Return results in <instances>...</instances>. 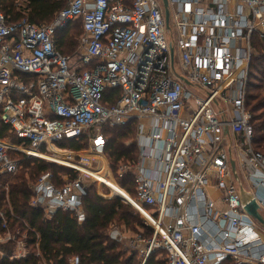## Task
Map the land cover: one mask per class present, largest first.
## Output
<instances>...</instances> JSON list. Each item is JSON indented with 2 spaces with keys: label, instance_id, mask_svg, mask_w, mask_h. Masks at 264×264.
Here are the masks:
<instances>
[{
  "label": "built area",
  "instance_id": "1",
  "mask_svg": "<svg viewBox=\"0 0 264 264\" xmlns=\"http://www.w3.org/2000/svg\"><path fill=\"white\" fill-rule=\"evenodd\" d=\"M168 1L177 40L158 0H69L42 26L8 23L0 9V126L23 142L0 139V175L17 174L12 151L61 165L43 159L58 155L89 175L77 166L108 159L105 131L134 124L138 160L120 161L118 177L133 175L134 197L120 187L153 236L131 239L129 255L142 264L158 251L165 264H264V228L245 210L256 201L264 214V155L253 147L247 108L258 46L264 54V0ZM78 21L74 66L56 36ZM109 90L120 95L107 101ZM61 180L39 177L30 209L47 220L69 212L83 224L82 177ZM11 223L0 208V247L12 248L0 250L2 261L28 264L32 256L30 264H43L39 232ZM121 230L111 238L124 243Z\"/></svg>",
  "mask_w": 264,
  "mask_h": 264
},
{
  "label": "trees",
  "instance_id": "2",
  "mask_svg": "<svg viewBox=\"0 0 264 264\" xmlns=\"http://www.w3.org/2000/svg\"><path fill=\"white\" fill-rule=\"evenodd\" d=\"M68 2L69 0H0V9L8 23L27 19L34 25L42 26L50 23ZM79 22L57 33L56 44L58 50L64 55L74 57L78 53V39L82 29L78 32L75 26ZM80 26L82 28L81 22ZM261 49L262 47L258 46L259 54L251 62L247 108L253 117V147L264 155V54L260 53ZM116 95H120L118 90H109L106 92L105 100H111ZM136 132L134 124L105 131L108 139L106 151L114 167L123 159H132L138 153L137 147L127 146L126 143ZM9 137L14 144H23L22 140L10 133L8 126L1 125L0 139ZM26 145L29 146V144ZM70 146L76 151L85 147L77 143H72ZM19 161L22 168L17 174L0 175V208L12 219L13 230H28L26 227L28 224L39 232L40 250L49 264L52 262L66 264L73 256L81 257L84 264H139L138 257L127 255L121 249V243L111 238V231L121 230L123 226L134 230L139 227L138 232L140 228L145 229L149 235L153 233L152 228L146 226L138 212L136 213L130 205L117 198L104 199L94 190L89 189L83 199V209L86 214L83 224H79L76 218L64 211H58L52 220H47L42 212H33L30 209L33 197L32 184L43 174L52 173L57 184L61 186L64 182L59 177V172H67L71 180L77 178L78 172L60 168L42 160L29 159L25 155ZM102 182L108 183L113 193L121 194L120 197L127 199V195L118 186H113L112 181L106 179ZM120 186L131 196H135L132 174L122 179ZM12 213L17 217H12ZM35 244L36 240L28 242L32 254L36 251ZM7 249L8 252L12 251V248ZM156 259L154 255L146 264H165L164 257L158 261ZM30 263H33L32 256L28 264ZM230 263L232 262L227 264ZM5 264L9 263L5 262Z\"/></svg>",
  "mask_w": 264,
  "mask_h": 264
},
{
  "label": "rangeland",
  "instance_id": "3",
  "mask_svg": "<svg viewBox=\"0 0 264 264\" xmlns=\"http://www.w3.org/2000/svg\"><path fill=\"white\" fill-rule=\"evenodd\" d=\"M160 3H161V1L160 0H158ZM170 24H171V28H172V33H173V35H174V37H175V40H177V36H178V33H177V30H176V28H175V26H174V22H173V17L171 16L170 17ZM76 28H77V31L79 32H81V26H80V22L79 23H77L76 24V26H75ZM167 37H168V39L170 40L171 39V32L167 29ZM72 60H73V63H72V65H74V66H78V63H77V61H78V55L76 54L74 57H72ZM137 132L135 133V134H133V137H132V139H130V140H128V141H126V143H127V146H134L135 148L137 147ZM8 142L9 143H12V144H14L12 141H11V138L9 137L8 139ZM15 145V144H14ZM84 149H87V147H85ZM138 154L139 153H137V154H135L134 155V157L131 159V158H128V159H123L122 161L125 163V162H129V163H131L132 165H134V164H136V162H137V160H138ZM26 156V154H24V153H22V152H16V151H12L11 152V157H13V158H15V159H17V160H21V158L23 157V156ZM98 157L97 158H93L92 160H93V162L91 163V166H92V168L93 169H91V171H93V172H101L102 170H104V169H106V168H103V167H106V165H104L102 162H105L106 164H107V160H108V170H109V172H110V174H111V177L112 178H114L117 182H118V184H115L116 186H118L120 189H122L121 187H120V181H122V179H119V177H118V173H119V166H120V164H118L116 167H114V165L112 164V161H111V158H110V156H109V153L107 152V154H106V156H107V160L105 159V157H103L102 155H97ZM54 157H56V155L54 156ZM54 157H50L49 159L51 160L52 158L54 159ZM59 158H61L60 156H58ZM27 158H29V159H36V158H30V157H27ZM52 159V160H53ZM41 160V159H40ZM54 160H56V159H54ZM65 160H67V159H65ZM44 161V160H43ZM70 161V160H69ZM46 162V161H45ZM47 163H49V164H51V165H55V166H57V167H60V168H64V169H68V170H71V171H76V170H73V169H71V168H68V167H73L72 165H76V164H74L73 162L72 163H70L69 165L68 164H66V163H61V165L60 164H55V163H52V162H49V161H47ZM123 164V163H122ZM64 165V166H63ZM65 166H67V167H65ZM22 168V167H21ZM20 167H19V170L21 169ZM103 168V169H102ZM82 169V168H81ZM85 169H88V168H85ZM95 169V170H94ZM100 170V171H99ZM27 171H29V169H27ZM83 171V170H82ZM65 171H63V172H59V177L60 178H68V180H70L71 178H70V175H68V173L66 172V173H64ZM83 172H85V171H83ZM86 173V172H85ZM89 175H86V174H82V173H80L79 171H78V176H80V177H82V181H83V184H84V187L87 189V191H89V189H92V190H94L100 197H102V198H104V199H116V197H120V195L121 194H115V193H113V191H112V189H111V187H110V185L109 184H102L101 182H99L98 181V177H96V176H94V175H92V173H88ZM91 175V176H90ZM109 175V174H108ZM77 176V177H78ZM28 177V176H27ZM109 177H110V175H109ZM29 178V177H28ZM108 178V177H107ZM38 180V179H37ZM37 180L36 181H34V183H36L37 182ZM109 181H111V179H109ZM110 188V189H109ZM123 193H125L124 191H123ZM126 194V193H125ZM127 195V194H126ZM117 199H120V200H122L124 203H126V204H128V205H130L124 198L123 199H121V198H117ZM127 199L128 200H132V198L129 196V195H127ZM131 207H132V205H130ZM133 208V207H132ZM133 210L134 211H136L134 208H133ZM136 213H137V211H136ZM138 215H139V217L145 222V224L147 223L146 222V220L141 216V214L138 212L137 213ZM146 226H148L147 224H146ZM112 227V226H111ZM110 227V228H111ZM148 227H150V226H148ZM139 228V227H138ZM138 228L136 227V230H134V229H129V228H126V227H121V231H122V233H123V235H124V237H125V241H124V243H121L120 244V247H121V249L122 250H124L125 252H126V254L127 255H129L130 254V251H131V248H130V242H131V239H133L134 237H137L138 235H142L143 236V238H146V239H150L152 236H153V233L152 234H148V233H146L145 231V229H142V228H140L139 230V232H138ZM151 228V227H150ZM10 248H11V246H9ZM5 248V247H4ZM0 250L2 251V252H7V249L5 248V249H3V247H0ZM36 250V249H35ZM31 251V250H30ZM8 253H10V252H8ZM31 253H33V252H31ZM154 255H156V257H157V259H156V261H158V259L160 260V259H162V257H165L164 256V254H163V252L162 251H158V252H156ZM153 255V256H154ZM125 257H126V255H125ZM151 259V258H150ZM149 259V260H150ZM148 260V261H149ZM5 262L6 261H2V258H0V264H5ZM43 264H49L46 260H45V258L43 259ZM51 264H54L53 262L51 263ZM139 264H142V260H140V262H139ZM230 264H232V263H230Z\"/></svg>",
  "mask_w": 264,
  "mask_h": 264
},
{
  "label": "water",
  "instance_id": "4",
  "mask_svg": "<svg viewBox=\"0 0 264 264\" xmlns=\"http://www.w3.org/2000/svg\"><path fill=\"white\" fill-rule=\"evenodd\" d=\"M163 3V8L165 11V18H166V23H167V28H169V23H170V10H169V1L168 0H161ZM233 166V170L235 173V176H237V172H236V167H235V163H232ZM116 198H121L122 197H116ZM246 212L248 213L249 216H251L255 221H257V223L264 228V214L261 211V207L257 204L256 201H252L251 203H249L246 208H245Z\"/></svg>",
  "mask_w": 264,
  "mask_h": 264
},
{
  "label": "bare ground",
  "instance_id": "5",
  "mask_svg": "<svg viewBox=\"0 0 264 264\" xmlns=\"http://www.w3.org/2000/svg\"><path fill=\"white\" fill-rule=\"evenodd\" d=\"M34 153V152H33ZM41 154H39V153H37V154H35V156H37V157H39ZM54 157V156H53ZM50 157L48 156H46L45 158H43V159H48V160H50L49 159ZM53 159V158H52ZM50 160V161H54V159H56V160H58L60 163H66V164H70V163H72V161H69V160H65V159H62V158H59L58 157V155H56V157H54V159L53 160ZM103 164L104 165H106V167H103V168H106V169H104V170H102L101 172H93V171H91V167H84V166H82V165H78L77 167L82 171H85L86 173H92V175H94V176H96V177H98V181L99 182H101L102 184H108V183H103L102 181L103 180H106V179H111V181H112V185L113 186H115L116 187V185L115 184H117V183H115L114 182V180L111 178V176L109 177V175H110V172H109V170L107 169L108 168V163L106 164L105 162H103ZM72 166H74V165H72ZM82 168V169H81ZM85 168H88V169H85ZM102 168V169H103ZM109 174V175H108ZM108 177V178H107ZM123 190V189H122ZM124 191V190H123ZM125 193H126V191H124ZM127 194V193H126ZM128 195V194H127Z\"/></svg>",
  "mask_w": 264,
  "mask_h": 264
},
{
  "label": "crops",
  "instance_id": "6",
  "mask_svg": "<svg viewBox=\"0 0 264 264\" xmlns=\"http://www.w3.org/2000/svg\"><path fill=\"white\" fill-rule=\"evenodd\" d=\"M122 190V189H121ZM123 191V190H122Z\"/></svg>",
  "mask_w": 264,
  "mask_h": 264
}]
</instances>
